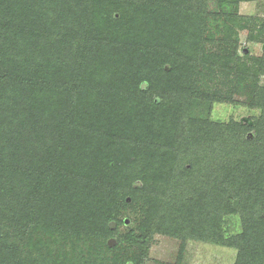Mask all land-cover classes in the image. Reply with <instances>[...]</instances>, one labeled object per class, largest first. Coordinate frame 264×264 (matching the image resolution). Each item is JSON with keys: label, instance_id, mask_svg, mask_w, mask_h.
<instances>
[{"label": "trees", "instance_id": "1", "mask_svg": "<svg viewBox=\"0 0 264 264\" xmlns=\"http://www.w3.org/2000/svg\"><path fill=\"white\" fill-rule=\"evenodd\" d=\"M208 4L0 0V264H145L157 234L264 264V60L238 64L254 127L203 114ZM103 116L105 132H80Z\"/></svg>", "mask_w": 264, "mask_h": 264}, {"label": "rangeland", "instance_id": "2", "mask_svg": "<svg viewBox=\"0 0 264 264\" xmlns=\"http://www.w3.org/2000/svg\"><path fill=\"white\" fill-rule=\"evenodd\" d=\"M208 7V14L197 23L206 24V30L201 35L203 40H209L210 35H213L214 43L203 46L206 59L201 61L199 73L193 78V92L207 98L204 110L213 103L209 106V112H203L209 113L211 121L219 123L235 121L252 128L261 116L263 106L259 105L256 95L252 89L250 90L247 72L238 64L243 66L239 61L250 64L256 59L264 60V0L243 1L228 7L217 4L216 0H209ZM219 13L224 14L218 16ZM116 18H119L118 14ZM229 38H232V41L229 42ZM233 44L237 45L236 50L233 49ZM244 49L249 50L250 60L244 56ZM260 80V87H264V75ZM93 121L90 127L82 125L80 132L99 129L105 132L110 128L111 123L105 116L96 117ZM251 136L253 134L249 133L248 139ZM51 144L50 142L49 145ZM123 220L122 231H126L125 227L130 226L132 221L128 217H124ZM221 229L226 238L240 235L243 232L240 215H226L222 220ZM84 257V253H80L75 258H78L79 262ZM237 259L238 250L235 248L192 239L183 241L157 234L154 236L145 264H236ZM80 262L84 264L83 261ZM118 264H121L120 261Z\"/></svg>", "mask_w": 264, "mask_h": 264}, {"label": "water", "instance_id": "3", "mask_svg": "<svg viewBox=\"0 0 264 264\" xmlns=\"http://www.w3.org/2000/svg\"><path fill=\"white\" fill-rule=\"evenodd\" d=\"M246 52H248V50H246ZM116 227V223H111L110 224V228L114 229ZM109 246L113 247L116 244V240L115 239H110L108 242Z\"/></svg>", "mask_w": 264, "mask_h": 264}]
</instances>
